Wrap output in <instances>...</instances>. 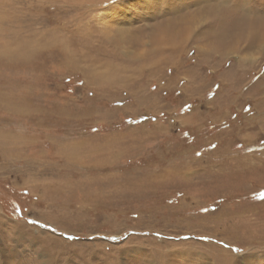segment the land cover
Masks as SVG:
<instances>
[{"label": "rangeland", "instance_id": "obj_1", "mask_svg": "<svg viewBox=\"0 0 264 264\" xmlns=\"http://www.w3.org/2000/svg\"><path fill=\"white\" fill-rule=\"evenodd\" d=\"M207 1L0 0V264H264V0Z\"/></svg>", "mask_w": 264, "mask_h": 264}, {"label": "bare ground", "instance_id": "obj_2", "mask_svg": "<svg viewBox=\"0 0 264 264\" xmlns=\"http://www.w3.org/2000/svg\"><path fill=\"white\" fill-rule=\"evenodd\" d=\"M209 1V0H208ZM207 1V2H208ZM211 2V1H210ZM243 2V1H242ZM241 8V7H240ZM240 8L238 7V9H239V11H241L240 10ZM211 10V9H210ZM242 10L244 11H242V12H240V14L241 15H245V13H246V11H245V9H243L242 8ZM214 12V11H213ZM207 13H209V12H207ZM210 13H212V11H210ZM201 16V15H200ZM205 16V15H204ZM256 18V17H255ZM202 20V18H200L199 17V20ZM242 19V18H241ZM186 21V20H185ZM196 22V21H195ZM244 23H246V24H248L247 25V27H246V29H248V28H254L255 26L253 25L254 23H260V24H262L261 22H260V19H254L253 21L252 20H244ZM263 26H264V24H263ZM259 30H261V27L260 26H256ZM188 29V28H187ZM176 32H177V30H176ZM228 32V31H227ZM188 33V30L186 31V32H184V30H183V32L180 30V31H178V33L176 34H172V35H168V34H166V36L165 37H163V40H161V41H164V42H166V43H172L173 42V40H176V39H179V40H183L184 39V36H187L186 34ZM220 33H222V32H220ZM226 32H223V34L222 35H224ZM260 33V31H258L256 34H259ZM225 35H227V34H225ZM207 37L208 36V34L206 33V34H204L203 35V37ZM232 36H235V38L238 36V34H233V33H231V35H230V37H231V41H232V43H235L236 41H235V39L233 40V38H232ZM229 37V36H228ZM239 38H240V36H239ZM251 41H253L250 37H248ZM204 39V38H203ZM162 43V42H161ZM252 44H253V42H249V44L245 47V48H252ZM231 50H232V48H231ZM227 51V50H226Z\"/></svg>", "mask_w": 264, "mask_h": 264}]
</instances>
